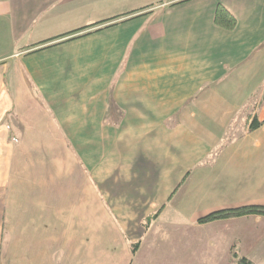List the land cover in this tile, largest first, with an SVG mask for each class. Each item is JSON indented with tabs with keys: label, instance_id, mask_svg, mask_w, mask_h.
<instances>
[{
	"label": "crops",
	"instance_id": "crops-1",
	"mask_svg": "<svg viewBox=\"0 0 264 264\" xmlns=\"http://www.w3.org/2000/svg\"><path fill=\"white\" fill-rule=\"evenodd\" d=\"M250 204L264 0H0V264H264V216L196 223Z\"/></svg>",
	"mask_w": 264,
	"mask_h": 264
},
{
	"label": "trees",
	"instance_id": "trees-1",
	"mask_svg": "<svg viewBox=\"0 0 264 264\" xmlns=\"http://www.w3.org/2000/svg\"><path fill=\"white\" fill-rule=\"evenodd\" d=\"M213 21H214L215 25L222 27L226 30H232L236 25L235 17L222 5H219L216 8ZM102 22H105V21L98 22L95 25L100 24ZM85 28H87V27H81L79 29H75L73 31H70L68 33H64V34L59 35V36L54 37V38L65 37V36L80 32V31L84 30ZM84 34H86V33H83L81 35H84ZM81 35H78V36H81ZM72 38H74V37H69V38L64 39V40H70ZM52 39H49V40H52ZM43 42H46V41H43ZM260 124H261V121H259L253 117L252 120L250 121L249 129H251V130L255 129ZM245 215L264 216V205L263 204H250V205H242V206L232 207V208L219 209V210L212 211L208 214H205V215L197 218L196 223L202 224V223L210 222L213 220L240 217V216H245ZM155 218H156V213L147 217L142 223L143 227L147 228V226L150 224V222ZM137 245H138L137 243H133L131 245L132 254L136 251ZM230 259L232 262H234V264H256L251 259H249L245 256L239 255L237 253V251L234 250V248L231 249V258Z\"/></svg>",
	"mask_w": 264,
	"mask_h": 264
},
{
	"label": "rangeland",
	"instance_id": "rangeland-1",
	"mask_svg": "<svg viewBox=\"0 0 264 264\" xmlns=\"http://www.w3.org/2000/svg\"><path fill=\"white\" fill-rule=\"evenodd\" d=\"M231 258V257H230Z\"/></svg>",
	"mask_w": 264,
	"mask_h": 264
}]
</instances>
